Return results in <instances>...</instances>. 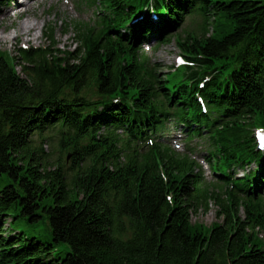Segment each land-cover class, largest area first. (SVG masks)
I'll list each match as a JSON object with an SVG mask.
<instances>
[{
	"label": "trees",
	"instance_id": "16d2710c",
	"mask_svg": "<svg viewBox=\"0 0 264 264\" xmlns=\"http://www.w3.org/2000/svg\"><path fill=\"white\" fill-rule=\"evenodd\" d=\"M96 1L99 27L75 21L73 50L55 48L50 26L43 49L0 50V264H264L259 196L205 182L194 161L164 145L125 157L114 131L156 126L165 103L186 122L197 110L193 117L211 126L194 98L197 84H186L195 74L162 73L139 54L142 39H160L197 13L202 32H183L176 43L217 73L199 92L225 118L210 137L218 167L255 161L262 179L255 188L264 190V153L253 135L264 126V0H155L169 20L131 26L146 0ZM222 74L230 90L219 84ZM115 95L131 104L110 102ZM49 129L59 133L65 159L70 151L71 173L65 159L51 167L33 144ZM213 203L220 222H192ZM41 224L47 236L35 233Z\"/></svg>",
	"mask_w": 264,
	"mask_h": 264
},
{
	"label": "rangeland",
	"instance_id": "374dc122",
	"mask_svg": "<svg viewBox=\"0 0 264 264\" xmlns=\"http://www.w3.org/2000/svg\"><path fill=\"white\" fill-rule=\"evenodd\" d=\"M76 0H71L70 3L65 6L63 4V1H50L45 0L43 2L40 1H34L33 5L27 10L26 14L28 15V18L34 22L35 24L40 23L37 27H34L30 35H23L22 38H14L11 36V34L18 33L15 32V29L17 28L18 24L21 20L27 18L25 15L23 17H19V13L13 14L11 11V15H8L7 18L1 19L0 18V30H3V35H10L7 40L0 42V50H5L9 52L10 54L14 55L15 51L18 47L23 45L28 46H34V45H40V44H48L45 42V28L47 26H50L54 28V41L57 43L58 48L61 50H73L75 46L74 39L72 38V27L69 26L72 20H75V16L69 14L68 7L74 6L77 7L75 4ZM16 3V0H13L12 3H10L7 6H3L0 8L1 11L9 12L13 9L14 4ZM80 4V3H79ZM82 5V4H81ZM83 10L86 11V15L89 18H84V20L91 21L94 17V14L96 11H98L95 6L88 7L83 6L79 7L77 11ZM80 19V16L78 17ZM79 20V19H78ZM69 26V27H68ZM190 26L198 30V32H202L200 29V19L198 17H195L192 19ZM13 27V28H12ZM66 30V32H64ZM68 32V33H67ZM31 37H35L34 39H31ZM56 45V46H57ZM156 48H153V51L147 52L148 56L153 59V61L158 62L161 64L160 70L162 72H165L169 69L170 66L175 65V57L179 54V50L176 44L175 39L173 38L168 43L163 44H156ZM33 144L36 147L41 146L44 154H46V158H48L49 162L54 167L57 160L63 161L65 159V153L60 150L59 147V140L60 135L58 134L56 129H49L43 133L42 136L34 135L32 137ZM197 147L198 152H203L202 147L204 146L203 143H197L195 145ZM70 154V151H66ZM205 153V151H204ZM65 163V171L68 173H71L69 166L71 165L70 159L63 162ZM254 164L249 163L247 164L246 168L253 169ZM217 211L218 207L215 203L210 204L208 211L203 212L199 211L198 213H193L191 215L192 222L202 223L205 226H210L213 222H219L221 221V218L217 217ZM10 221V218H7L6 223L4 226H8V223ZM15 223L16 226H20L22 229L25 230V233H33L30 231L27 227H24L21 223V221L16 220ZM18 229V228H17ZM41 232L42 234L48 233V228L41 224L37 229L36 232Z\"/></svg>",
	"mask_w": 264,
	"mask_h": 264
},
{
	"label": "bare ground",
	"instance_id": "6f19581e",
	"mask_svg": "<svg viewBox=\"0 0 264 264\" xmlns=\"http://www.w3.org/2000/svg\"><path fill=\"white\" fill-rule=\"evenodd\" d=\"M18 3H16V5L13 7V9L12 10H10V12L12 11V13L13 14H15V13H17V9L19 8L18 6ZM99 10V9H98ZM191 13H187V16H189ZM24 15H26V14H24ZM20 16H22V14L20 13ZM183 21V20H182ZM40 23H37V24H35L34 22H32L28 17L27 18H25V19H23V20H21L20 21V23L18 24V26H17V28L15 29V32H18L17 34L16 33H14V34H11V36L12 37H14V38H22L23 39V35H30V32H31V30L34 28V27H37L38 25H39ZM47 31V29L45 28V32ZM210 31H211V29H210ZM68 33V32H67ZM71 35H72V38L74 39L75 38V36H77V33L78 32H74V30L72 29L71 30ZM10 35H3V30L1 29L0 30V42H2V41H5V40H7V38L9 37ZM35 37H31V39H34ZM55 44L57 45V43L55 42ZM58 46V45H57ZM182 79H185V76H183V78ZM191 84H194V83H192L191 82ZM198 87V85H196V88ZM201 90H203L202 88H200ZM200 105V104H199ZM202 105V104H201ZM201 105H200V108H201ZM204 105H202V108H204L203 107ZM209 106L210 105H207L205 108H206V110H209ZM201 108V110H199V111H202V112H204L205 110H203ZM187 110H189V109H187ZM197 112V110L196 111H194V112H192V111H189V115L190 116H193V115H195V113ZM201 119H203L202 117H200ZM213 120V119H212ZM216 123H215V121H214V123L211 125V126H213V125H215ZM197 154H201L200 152H197ZM202 158H203V155L201 156ZM247 170V169H246ZM247 172H249L248 170H247ZM20 230V229H19ZM49 234V232L46 234V233H44L43 235H45V236H47ZM54 252H56V251H54Z\"/></svg>",
	"mask_w": 264,
	"mask_h": 264
}]
</instances>
